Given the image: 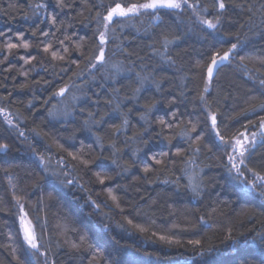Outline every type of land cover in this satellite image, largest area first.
I'll use <instances>...</instances> for the list:
<instances>
[{"label":"trees","instance_id":"1","mask_svg":"<svg viewBox=\"0 0 264 264\" xmlns=\"http://www.w3.org/2000/svg\"><path fill=\"white\" fill-rule=\"evenodd\" d=\"M144 2L0 0V145H7L0 150V264H264V198L229 173L207 121L215 114L226 139L245 132V124L250 137L259 131L253 125L264 113L248 110L264 101L260 13L249 31L248 14L238 7L225 10L216 30L201 24L192 8L160 10L158 20L141 10L117 28L124 52L105 53L107 73L93 70L92 78L84 71L78 79L88 63L81 53L90 56L96 47L97 11ZM214 2L188 0L199 4L196 11L206 6L200 15L216 23ZM36 4L47 8L34 15ZM17 33L30 47L9 51V38L22 43ZM238 35L245 41L240 54L254 57L245 61L249 71L237 56L218 64L209 82L213 55H223ZM47 43L52 47L44 52ZM53 51L65 59H53ZM61 88L64 95H55ZM248 166L264 175V147ZM188 175L199 184L198 196ZM245 177L251 180V173ZM25 213L44 255L33 256L23 238ZM195 240L200 244L189 243Z\"/></svg>","mask_w":264,"mask_h":264},{"label":"snow or ice","instance_id":"2","mask_svg":"<svg viewBox=\"0 0 264 264\" xmlns=\"http://www.w3.org/2000/svg\"><path fill=\"white\" fill-rule=\"evenodd\" d=\"M59 3L61 6L63 5V0H59ZM216 12V23H213L211 19H205L203 16L200 15V12L207 13L208 8L205 6L203 8H200L199 11H196L197 8H199V4H189L188 0H146L144 3L135 4L132 3L128 5L127 7L122 6L121 3H115V6L108 5L105 8V13L102 14L101 12L97 11L96 18H97V29L95 32L96 36V47L92 55L90 56H84L83 53H81V57L85 58L88 63L85 66V69L82 70L80 73L76 74L77 78L80 79L84 77V71H87L88 75L92 78H94V72L100 73L102 70L104 73H107L108 66H109V59L106 58L105 53L108 52L109 57L115 56L118 52L123 53V43L118 42L119 36L117 34V28L123 29L124 24L133 19L134 17L138 16L140 14L141 10H151L152 14L155 15L156 19L158 20L160 17L158 15L160 10H172V11H182L185 7L192 8L194 13L196 14L199 22L203 25H205L208 29L216 30L218 28V25L220 24V17L224 14L225 10L228 8H239L241 12H247L248 14V22H249V31H253V17L256 16L257 13H260V25L256 27L264 26V3H260L258 6H255L253 3V0H241V2L238 5L232 4V0H229V2L226 4L225 0H215L214 4L212 5ZM100 7H104L103 5H100ZM47 8L46 4H36L33 6V14L38 15L42 14L44 10ZM124 18V19H121ZM52 23H56V17L55 15L52 16ZM241 28L244 27L243 24L240 25ZM261 31H264V28H261ZM4 33L0 32V36H3ZM17 35L20 37V40L22 43L20 45L14 44L11 42V38L8 39L6 42V48L11 51L14 48L17 47H23L25 49L29 48L30 45L28 42H23V35L22 33H17ZM42 35L47 36V32H43ZM33 36H35V32H33ZM112 43L114 47H109V43ZM60 44H63L64 41H59ZM171 43V41H168L167 39L164 42V49L165 53L167 52V46ZM245 41L241 40L239 35L236 37V42L231 43V46L228 48L227 51L223 53V55H220L219 52H216L211 60V64L207 68V78L210 82L213 75V69L219 65L224 64L226 61H229L230 58L235 59L237 56H239L240 60V67L243 68L246 72L249 71L247 63H245L246 60H252L254 57L252 56H245L241 55L238 51L239 49H242L244 46ZM52 45L51 43L45 44L43 51L48 52L49 49H51ZM67 49H65V52ZM51 56L53 59H59L64 60L65 57L63 55H58L56 51H53L51 53ZM217 57H219V61L217 60ZM21 59H25L24 57H21ZM35 56H32L30 59H25V63H30L31 60H34ZM256 59H259L258 57ZM168 60L171 61V57H168ZM2 62V61H0ZM174 63V61H172ZM72 64H76V60L71 61ZM111 67L114 69L119 68V65L117 63L111 64ZM66 71V69H64ZM103 78V77H101ZM259 83L261 86H264V79H260ZM66 88H61L55 95H64ZM139 92V89L136 90ZM204 91H208L207 84L205 85ZM261 95H264V92L261 93ZM75 99V97H74ZM204 97L201 96V100H203ZM254 99V98H253ZM117 108H119V105H117ZM3 109H0V112H3ZM251 114L257 115L259 113H264V101H261L259 104L252 106L248 110ZM90 116H92V113H89ZM247 115V113H246ZM6 118V117H5ZM103 118H101L102 120ZM141 119H146V117H141ZM207 121H210V128L212 129L214 136L216 139H218L220 143V147L223 150V154L226 158V168L229 171V173H234L235 178L238 180V182L242 185L243 189L248 191L249 193L255 194L256 196L260 198H264V175H261L259 172L255 171L253 168H250L248 164L251 162L252 157L255 156L256 151H258L259 147H264V115H259V123L254 124L253 127H256L259 129L258 132L252 131L251 139H249V130L247 124L244 125L245 132H238L234 134L231 139H226L225 135L221 134L220 128L217 127V117L215 114H212L209 112L207 114ZM206 121V122H207ZM95 123H100V121H94ZM163 123V121H161ZM251 122V121H250ZM9 125H11L12 121L8 120ZM128 125V119L127 115L125 114V118L123 119L122 127H126ZM226 127V125H225ZM120 129H117L119 131ZM192 130H195V125H193ZM23 135V133H21ZM259 137V140L257 139ZM100 137H97V141H100ZM197 140L200 139V136L198 135L196 137ZM101 149H103V144H100ZM113 149H115V144L111 146ZM7 148V145H0V150H4ZM118 151V150H117ZM194 151L198 152L199 149H195ZM180 150L177 149V154H179ZM116 152L113 153L115 155ZM70 155H72L70 153ZM43 159V158H41ZM73 159H78V157L73 156ZM80 159V163L87 167L89 164V160L86 159ZM153 160H156L157 164H162L163 161L156 159L155 156L152 157ZM113 164H117V161L114 159L112 160ZM117 166H119L117 164ZM144 172L147 173L149 171L148 167H145ZM202 171V170H201ZM246 173H251V180L247 179L245 177ZM185 174L187 175V170H185ZM97 178L99 179V183L103 184L104 179L100 178V174L97 173ZM188 186L191 188L192 192L196 194L197 196L200 194L199 192V184L195 181V177L192 175H188ZM164 183H168V181H164ZM260 189V191H257V189ZM109 194H111L112 190L111 188L107 189ZM113 200H116L115 196H112ZM19 201V198H17ZM93 204H95V201H93ZM119 206V204H117ZM20 209H23V205H19ZM98 207V205H97ZM27 214L25 213V216L20 217L21 225H25V218ZM201 219H203L201 217ZM131 223V221H129ZM34 227L31 225V221L28 222V225L24 226V240L27 242L29 248L32 250V255L37 256L44 255V253H40L41 245L38 243V238L34 232ZM161 239H165V237H161ZM174 243L179 244L180 241H171ZM262 242H264V237H262ZM190 244H196L199 245L200 241H189ZM45 264H48V261H45ZM54 264V262H53Z\"/></svg>","mask_w":264,"mask_h":264},{"label":"water","instance_id":"3","mask_svg":"<svg viewBox=\"0 0 264 264\" xmlns=\"http://www.w3.org/2000/svg\"><path fill=\"white\" fill-rule=\"evenodd\" d=\"M218 61H219V59H217ZM216 72H217V67H215L214 69H213V75H212V77H214L215 75H216ZM25 225H27V224H25Z\"/></svg>","mask_w":264,"mask_h":264},{"label":"rangeland","instance_id":"4","mask_svg":"<svg viewBox=\"0 0 264 264\" xmlns=\"http://www.w3.org/2000/svg\"><path fill=\"white\" fill-rule=\"evenodd\" d=\"M249 139H251L250 135H249ZM26 221V220H25Z\"/></svg>","mask_w":264,"mask_h":264}]
</instances>
